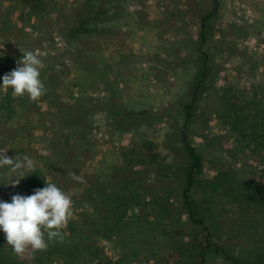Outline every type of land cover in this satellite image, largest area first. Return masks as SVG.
I'll list each match as a JSON object with an SVG mask.
<instances>
[{"label": "trees", "instance_id": "1", "mask_svg": "<svg viewBox=\"0 0 264 264\" xmlns=\"http://www.w3.org/2000/svg\"><path fill=\"white\" fill-rule=\"evenodd\" d=\"M208 1L213 12L200 18L198 45L193 48L200 60L190 59L188 49L186 55L170 54L174 48L166 46L161 31L155 37L161 43L158 52L140 58L142 63L133 59L128 78L122 73L111 76L117 62L104 56L103 47L118 34H131L127 28L149 27L142 0H0V78L18 66L23 52L32 51L41 60L45 89L37 101L0 90V124L14 132L18 144L11 146L10 158L27 156L33 161V170L26 173L29 176L14 187L7 184L3 171L7 167L0 169V187L11 190L10 196L0 200L10 202L17 193L31 195L51 181L72 202L67 224L45 249L29 248L16 254L0 238V264H101L106 244H120L123 250L115 264L142 255V246L146 251L168 246L166 260L180 264L191 259L196 247L189 244L198 245L200 236L203 242L198 245L196 264H205L211 254L230 264H264V74L241 90L232 84L224 86L227 77L218 78L222 66L202 46L206 22L219 7V0ZM173 17L169 33L190 35L186 18L191 14L183 9ZM241 20L230 23L223 40L231 36L245 39L261 31L258 22ZM58 41L65 44L61 53H57ZM229 52L234 54L231 47ZM251 61L240 60L248 76L256 69ZM191 65L192 73L185 71L186 79L183 74L175 76L169 92L160 94L171 96V109L154 107L146 95L135 103L120 101L123 89L118 82L140 80L143 84L146 78L150 86H142L143 93L151 86L164 89L169 84L162 83L170 81L165 78L167 68ZM67 76H72L68 84ZM238 76L233 82L242 79ZM175 89H180L177 96L171 95ZM207 95H211L208 101ZM206 101L210 103L207 110L239 144L230 149L217 144L218 151L205 159L187 140L193 128L192 112L198 102ZM180 118L184 121L181 128ZM164 119H169L167 127L159 125ZM111 133L139 139L117 163L98 148L103 141L100 136ZM243 150L257 157L261 180L243 177L236 167ZM205 163L214 172L210 177H202ZM176 204L184 210L185 221L175 217ZM221 211L233 215L220 221L217 213ZM205 212L214 217L207 218ZM220 223H226L227 230L239 234L235 238L246 245L241 244L235 253L221 245Z\"/></svg>", "mask_w": 264, "mask_h": 264}, {"label": "rangeland", "instance_id": "2", "mask_svg": "<svg viewBox=\"0 0 264 264\" xmlns=\"http://www.w3.org/2000/svg\"><path fill=\"white\" fill-rule=\"evenodd\" d=\"M242 2L246 3L245 7ZM160 3L162 9L165 12L172 14L171 15L172 17L178 13L179 11L178 6H180L179 9L181 11H183L184 9V11H186L187 13L189 12V14H191V17L187 18V25H188L187 30L190 31V35H188L185 40H182L181 43H184V45L180 47L182 48L181 50H179L178 48L174 49L173 51L170 50L173 52L172 54H176L179 51V54L183 55L186 53V52L184 53V51L188 49L187 56L190 59L200 60L198 59L200 55H198V53L195 52L194 50L195 48H197L196 43L198 45L197 39L200 31L198 24L202 16L208 14L210 11L213 12L212 10L213 4L208 0H163ZM247 4L248 5L253 4V6L249 8ZM241 19L246 20L248 23H251L252 21H256V23L258 22L261 31H259L257 35L251 32V35L247 36L245 39H238L235 38V36H231L229 37V39L227 38L228 40L225 39L223 40V36L225 35V33H228L227 29L228 27H230V23H233V21L240 22L242 21ZM227 23H229V25ZM170 29H171L170 26H167V28L165 29V31H167L165 33L166 41H168L170 37L169 35ZM205 32H206V41L202 45L203 49L204 50L206 49L209 55L213 56V59H215L217 65L222 66V67L219 66L220 69H219L218 78H222L223 75L227 77V80L223 82L224 86L232 84L233 86H237L241 90L242 88L245 87V84L247 83H256L258 76H262V74H264V0H219V7L216 13L213 15L212 18H209V20H207L206 22ZM127 34L128 33L126 32V34L122 36H120L119 34L117 36L125 39L126 44L131 43V41L129 40V36L127 37ZM130 35H131L130 39L133 41L134 52L140 54L143 53L146 48L142 49L140 48V45H142L143 43L147 45L149 42V36L141 33H138V35H136L135 33H131ZM101 40L102 38L100 39V41ZM172 40L175 42L174 37L172 38ZM221 41L222 44H218ZM168 44L169 43H166L167 47H169ZM229 47L232 48L234 54L236 55L231 54L230 52L227 53L229 51ZM56 49H57V53H61L63 51L62 46L59 45H57ZM116 52L113 51V54L109 55L112 62L113 60L117 62L115 68H113L111 76L112 77L113 75L115 76L116 73L117 74L122 73L124 77L126 76L129 78V75H132V69H129L130 68L129 63L133 59H137V58H139V62H141L140 58H144V56L138 57L137 54L129 55L125 53L126 51L124 49L121 51L123 53L122 55H119L118 54L119 52L117 50ZM124 55H127L128 58H126ZM241 57L249 58V61H251V59L255 61L256 64L254 67H256V69L253 71L252 76H248V74L242 70L246 66L243 64L241 65L240 62ZM50 58H53L54 61V58H56L54 57V53L53 55H51ZM116 66L118 68H116ZM191 67L188 68L187 75L192 71ZM221 68H225L226 71H222ZM233 68H238V69L240 68V70L236 71ZM167 69L168 71L171 70L169 68ZM140 75L142 76V73ZM240 75L242 76V79L236 83L233 82V79L237 76L240 77ZM135 76L136 75H134L133 78H135ZM184 79H186V77H184ZM110 80L111 82L109 84H111L112 86L113 80L112 79ZM220 80L217 82V85L220 82ZM70 81L68 82L66 81L65 83L68 84L70 83ZM146 82H147L146 78L143 84L142 82L141 84H139L140 80L138 81L128 80L127 83L121 81L118 82L117 85L121 89H123V95L120 97V101L135 103L138 102L139 99L143 98L144 95H146L154 107H159L161 109L165 107V110L171 109V105H172L171 96H163L160 94H162L165 91L169 92L167 88L173 87V81L170 80L169 82L162 83V85L164 86L169 84L164 89L151 86L148 88V90H146V92L143 93L142 86L149 85ZM179 91L180 89H175L171 92L172 93L171 95L177 96V94L180 93ZM112 92L114 91L112 90ZM113 96L115 98V95ZM207 96H208L207 98L208 101L210 100L211 95H207ZM189 100L190 98L185 99L184 102H188ZM197 100L200 101V98L197 97ZM207 101L203 103L198 102V104H196L195 111L192 112L193 118L191 120V123L193 124V128L192 130L190 129L191 131V133H189L190 137L187 140V142L190 145L197 148L199 153L205 159L209 158L214 152L218 151L217 144H219L220 147L222 146L224 149H230L239 144L237 140L238 138L231 135V133L226 129V127L221 125L222 121L217 120L214 114H212L211 111L207 110V105H210V103H208ZM168 122L169 119H164L161 120L159 125H161L162 127H167ZM183 122L184 121L182 120V118H180L179 122H177L179 123L180 128ZM204 127H206V129ZM13 133L14 132L12 130L3 128L0 124V138L1 137L3 138L0 139V151L6 153L8 157L13 156V151L11 150L12 148L11 146L16 147V145H18L16 143V140L14 139ZM100 138L103 141L99 144L98 148L107 155L108 159H112V161L116 163L119 161L120 155L125 154L133 147H136L139 142V139H137L134 135H128V134L111 133L108 134L106 137L102 135L100 136ZM256 158H257L256 156L248 154L246 150L240 152V156L238 157V162L236 161L237 162L236 167H240V173L243 177L245 178L251 177L254 178L255 180H261L260 173L262 167L257 163ZM204 167L206 169L204 170L202 177H210L211 175L214 174V172L209 168L210 167L209 164L205 163ZM3 171L8 177L7 180V184H8L11 181L10 179L13 173L9 172L7 169H4ZM0 179H1V175H0ZM7 184L6 186H8ZM10 191L11 190L9 189L1 188L0 199L10 196L11 194ZM220 203L227 205L225 201H221ZM176 207L178 208L174 211L175 217L178 215L180 216L181 221H185L184 219H186L187 217L184 213V210L180 209L178 204H176ZM208 207H213V205L210 204ZM221 213L222 211L220 213H217V217H220V221L224 220V218L232 217L233 215L231 214V212L228 213L223 212L222 214ZM205 215L209 219L214 217V216L212 217V214L210 215L208 212H205ZM129 217L133 218L134 216H131L130 214ZM221 226H222L221 230L217 232V234L221 236V241L219 243H222L221 245H225L230 252L235 253L236 248L241 246V244H243V246L246 245L245 242H242L240 240H237V238H235L238 237L239 234L235 232L232 233L229 230H227L229 227L226 226V223ZM187 230H191V229L188 228L186 229V231ZM176 232L177 231H175V233ZM200 237L201 238H199V242H198L199 246H201L202 245L201 243L203 242L201 240L202 236ZM0 238L6 241L4 238V234L2 232H0ZM157 244L159 243L157 242ZM161 245L159 246V248H162ZM198 245L196 242H191L189 244V247H196V248L193 249L190 253L191 259H189L187 257V254H185V257L188 259L183 260L180 264L197 263V253L199 247ZM102 248H103L101 253L102 256L99 258L101 264H115L123 252L120 244L118 246L106 244L103 245ZM167 249L168 246L167 248L165 246L163 250L159 249L160 251L156 250V248H150L149 251H146V246H142V250H143L142 255L137 254V256L135 255L130 256L127 259H125L124 263L121 264H174V262H172L171 259L166 260L168 258L167 257L168 255H165V250ZM53 264H58V262L55 261V263ZM205 264H230V263L221 259L217 255L211 254L209 255V258L207 259Z\"/></svg>", "mask_w": 264, "mask_h": 264}, {"label": "clouds", "instance_id": "3", "mask_svg": "<svg viewBox=\"0 0 264 264\" xmlns=\"http://www.w3.org/2000/svg\"><path fill=\"white\" fill-rule=\"evenodd\" d=\"M22 54L18 66L0 78V90H11L14 97L27 95L31 101H37L45 92L40 78L41 60L32 51ZM5 167L14 174L8 184L14 187L29 176L26 173L33 170V161L27 156L23 160L13 159L0 151V168ZM45 185L31 195L17 193L10 202L0 200V232L16 254L29 248L45 249L49 240L61 234L72 214L70 197L54 182Z\"/></svg>", "mask_w": 264, "mask_h": 264}, {"label": "crops", "instance_id": "4", "mask_svg": "<svg viewBox=\"0 0 264 264\" xmlns=\"http://www.w3.org/2000/svg\"><path fill=\"white\" fill-rule=\"evenodd\" d=\"M161 1L163 0H142V14L144 16H146L147 21L150 22V24L148 25L149 27H145L142 28L141 30L138 29H133V31H131V28H127V31L130 33H135L136 35H138V33L141 34H146L149 36V42L146 45L145 43H143L142 45H140V48H146L144 50L143 53H135L133 50V41L130 39V34L127 35V37L129 36V40L131 41V43H127L125 42V39L120 38V37H114L111 40H109L108 44H105L103 47V54L106 56L112 55L113 51L116 52V50L119 52V55H122L123 53H121V51L124 49L127 54H137V56H144V58H149L150 55H154L157 51L159 50V46L158 44H161L160 42H155L157 38V34L161 31H163L164 33H166L167 31H165V29L167 28V26H170L171 24L174 23V17L171 16V14L165 12L162 9L161 6ZM244 7L246 6L245 2H242ZM249 4V3H248ZM247 4V5H248ZM252 5H248V7L250 8ZM180 6H178V10ZM168 21V23H167ZM187 21V18H186ZM187 23V22H186ZM229 25V23H227ZM169 34V33H168ZM170 37L168 39V41H166V43H169L168 46L172 47L174 49L182 47L184 45V43H181L182 40L186 39V36L181 35V34H169ZM120 36H122V34H120ZM184 36V37H183ZM174 37L175 42L172 40V38ZM164 39L166 38L165 35L163 37ZM130 44V45H129ZM57 45L62 46L63 50L65 49V44L62 41H58ZM181 49V48H180ZM155 52V53H154ZM158 52V51H157ZM117 53V52H116ZM166 54L168 52H165ZM173 52H170V54H172ZM185 53V52H184ZM168 55V54H167ZM110 62H112V60L109 57ZM192 66V65H191ZM191 66H185V68L183 69L182 67H177L176 69L173 70H167L165 72V78L169 79V80H173L175 76H179L180 74H183L184 77H186V70L188 71V68ZM191 69H193L191 67ZM176 74V75H175ZM183 77V76H181ZM72 78V76H67L65 82L70 81Z\"/></svg>", "mask_w": 264, "mask_h": 264}]
</instances>
